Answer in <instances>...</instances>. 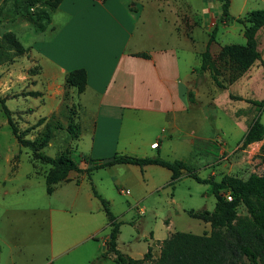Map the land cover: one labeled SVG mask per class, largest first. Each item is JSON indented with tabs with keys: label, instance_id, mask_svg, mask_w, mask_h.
I'll return each mask as SVG.
<instances>
[{
	"label": "rangeland",
	"instance_id": "rangeland-1",
	"mask_svg": "<svg viewBox=\"0 0 264 264\" xmlns=\"http://www.w3.org/2000/svg\"><path fill=\"white\" fill-rule=\"evenodd\" d=\"M191 2L199 8L205 2V18H180L178 24L188 31L191 48L205 50L209 43L214 73L222 85H218L210 74L206 87L212 96L214 88L221 90L219 98L223 104L212 110L207 106V113L211 110L213 115L206 118L201 134L215 143L207 140V145L211 144L210 150H206L210 155L198 150L205 152L204 157L201 154L194 156L190 162L199 165L197 172L202 177L210 175L212 167L206 166L217 159L227 165L234 160L245 163L244 170H237L244 178L252 172L264 174V148L245 157L248 154L245 149L250 150L248 145L252 142L242 141L232 154L226 156L243 137L235 126L234 112L246 116L240 121L248 130L257 121L264 124V106L257 103H264V25L253 32L251 41L247 38L251 24L244 18L247 11L264 9V0H230L229 12L240 13L241 17L228 23L221 17L209 18V12L222 9L219 0ZM20 6H23L22 12L17 13ZM55 10L56 7L43 1L29 7L24 0H0V98L10 110L12 123L21 137L40 142L48 134L50 138L43 152L50 156L71 153L72 159L88 167L91 163L85 162L84 156L96 160L107 158L93 154L85 146H75L83 123L73 117L74 108L68 101L48 106L45 92L39 88L42 67L31 50L36 41L54 30L59 21V18H51ZM42 13H47L50 18H42ZM30 14H34L36 20H31ZM213 32L215 37L211 40ZM11 36L20 40L27 51L18 54L9 41ZM165 40L160 41L165 44ZM169 40L177 41L175 37ZM156 41L149 40V43L151 46L161 43ZM241 65L247 66L242 72L238 70ZM255 70L258 72L254 84L244 86L242 76ZM237 74L241 75L236 77ZM35 92L41 95H33ZM229 97L234 101L225 103ZM201 98L208 101L204 95ZM49 111H53L52 114ZM194 117L197 118V113ZM218 125H223V129H216ZM220 146L226 149L222 154ZM247 159H251V163ZM218 167L219 163L213 168L218 170ZM50 168V164L35 159L29 147L18 143L0 102V264H114L111 260L94 263L95 255L104 251L103 244L97 250L96 242H101L110 233V226L100 200L93 195V187L109 201L112 212L121 222L119 242L126 253L146 249L147 243L152 241L151 233L159 239L170 231L202 233L205 222L191 217L184 209L212 211L216 203L210 185L189 176L183 177L174 188L165 186L147 195L143 188L119 182L118 176L108 168L94 169L91 181H85L80 188L74 183H59L55 192L49 194L46 175ZM132 204L144 207L145 211L140 213L132 208ZM236 209L239 215L247 213L242 203H238ZM169 218L175 221L170 229L166 223ZM97 228L99 232L94 239L88 238ZM209 228L206 226L205 232H209Z\"/></svg>",
	"mask_w": 264,
	"mask_h": 264
},
{
	"label": "crops",
	"instance_id": "crops-1",
	"mask_svg": "<svg viewBox=\"0 0 264 264\" xmlns=\"http://www.w3.org/2000/svg\"><path fill=\"white\" fill-rule=\"evenodd\" d=\"M198 8L191 0H63L60 3L51 16L59 18L54 30L44 36V39L36 41L31 50L42 67L39 88L45 92L48 106L68 101L74 108L73 117L83 123L75 146H85L90 148L93 154L106 158L113 155H130L183 160L195 167L197 172L199 165L191 164L190 161L200 154L204 157L205 152L206 156L210 155L206 150L211 148V144L207 145V140L211 141L201 134L205 120L213 115L210 113L212 109L223 104L219 98L221 90L214 88L213 96L207 91L210 72L200 71L204 49L199 51L191 48L188 31L178 24L182 18H205V2ZM199 11H202V14ZM249 12L247 11V14ZM221 15L222 9L209 12V18H220ZM231 15L235 18L241 17L240 13ZM174 37L177 39L176 43L169 40ZM162 39H166L165 44L160 41ZM149 40L161 43L151 46ZM78 68H84L87 73V85L82 92H78L76 87L66 85L68 72ZM257 72L258 70H255L242 76L244 86L254 84ZM193 89L195 100L191 102L189 93ZM203 95L208 97V101L201 98ZM233 101L229 97L225 103ZM207 106L211 108L208 113ZM49 112L52 114L53 111ZM225 113L228 114L226 110ZM234 116L235 126L243 137L226 156L236 150L249 131L240 121L246 116L237 115L235 112ZM216 129L222 130L223 125H218ZM263 144L264 139L250 143V150L245 149L248 151L245 157H251V153L261 149ZM223 149L225 148L220 146V154ZM220 161L221 159H217L207 166L204 165L212 167L210 175L217 180L226 174L244 178L237 170H244V167H247L245 163L234 160L227 165L226 162ZM251 161L247 159V162ZM217 163L218 170L213 168ZM79 166L87 168L81 164ZM102 168L112 169L119 182L143 188L147 195L165 186L174 188L183 177H191L182 169L180 175L171 183L173 171L159 164L141 166L116 163ZM91 173L92 171L88 174L72 170L65 180L53 186L51 193L47 192L54 193L59 183H74L80 188L84 186L85 181H91ZM197 174L199 175L198 172ZM89 195L91 200V194ZM132 208L138 209L139 212L145 211L144 207L139 208L137 204H132ZM188 210L191 209H184L186 212ZM107 223L110 226L109 221ZM166 223L170 229L174 227L175 221L169 218ZM208 225L211 229L210 223L205 222L202 233L207 231ZM120 227L118 249L136 259L142 258L149 247L153 260L157 259L162 241L176 232L170 231L162 239L155 238L151 233L152 241L147 243L146 249L126 253L119 242ZM98 232L99 228L88 238L94 239ZM109 236L110 233L101 242H96L97 250L101 244L106 246ZM106 250L107 247L103 252ZM101 253L95 255L94 263L111 260L117 264L114 256L105 258L101 257Z\"/></svg>",
	"mask_w": 264,
	"mask_h": 264
},
{
	"label": "trees",
	"instance_id": "trees-1",
	"mask_svg": "<svg viewBox=\"0 0 264 264\" xmlns=\"http://www.w3.org/2000/svg\"><path fill=\"white\" fill-rule=\"evenodd\" d=\"M57 7L63 0H24L29 7H33L38 2ZM222 4V21L228 23L234 16L229 12L230 0H219ZM23 6H20L17 13H21ZM40 16L49 19L47 13ZM246 21L251 25L248 28L247 38L252 41L253 32L264 25V9H255L245 16ZM31 20H36L34 14H30ZM237 21H242L236 19ZM244 21V20H243ZM214 32L210 39H214ZM9 41L14 45L18 54L27 51V48L16 37L11 36ZM202 64L200 71L209 70L211 77L218 84L222 85L214 73L215 66L211 59L209 43L202 53ZM247 68L241 65L240 72ZM241 74H237L239 77ZM66 85L76 87L78 92L85 90L87 85V73L84 68L74 69L66 75ZM33 95H41L35 92ZM191 102L195 100L194 92L189 93ZM3 110L7 114L8 123L12 127V132L18 143L23 147H29L33 151V157L41 162L51 165L46 175L47 191L51 193L53 186L67 178L70 171L90 173L94 169H99L116 163H131L137 165L159 164L173 171V180L185 169L189 175L199 183L211 185L212 192L216 197L214 209H191L188 214L191 217L209 222L211 229L209 232L196 234L186 231H176L165 238L161 243V252L157 259L153 260L151 247L142 258L136 259L124 254L118 249V233L121 222L116 220L110 208L109 201L104 198L93 187V193L100 200L111 226L110 236L107 239V250L101 253V257L109 258L111 255L117 264H264V174L252 172L246 178L236 175L226 174L220 180L213 175L201 177L197 174L196 168L183 160H168L160 156L137 157L130 155H113L107 159H92L83 157L85 162H90L87 168H81L80 163L72 159L71 153L50 156L42 151L49 140V135L40 142L21 137L13 125L10 110L4 100L0 98ZM264 106V103L257 102ZM79 132H77L78 134ZM264 139V124L256 122L245 135L244 142H254ZM264 148V144L262 146ZM227 193L232 196L227 199ZM238 203H242L247 213L239 215L237 212ZM1 251V247H0Z\"/></svg>",
	"mask_w": 264,
	"mask_h": 264
},
{
	"label": "built area",
	"instance_id": "built-area-1",
	"mask_svg": "<svg viewBox=\"0 0 264 264\" xmlns=\"http://www.w3.org/2000/svg\"><path fill=\"white\" fill-rule=\"evenodd\" d=\"M126 191H127V190H126ZM226 195H227V199H228V200H231V199H232V196H231L229 193H227ZM141 212H143V210H141L140 213H141Z\"/></svg>",
	"mask_w": 264,
	"mask_h": 264
},
{
	"label": "water",
	"instance_id": "water-1",
	"mask_svg": "<svg viewBox=\"0 0 264 264\" xmlns=\"http://www.w3.org/2000/svg\"><path fill=\"white\" fill-rule=\"evenodd\" d=\"M107 246H104V249L106 248Z\"/></svg>",
	"mask_w": 264,
	"mask_h": 264
}]
</instances>
